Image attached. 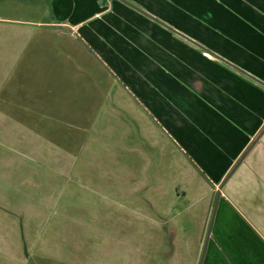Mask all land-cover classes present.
Segmentation results:
<instances>
[{
    "label": "crops",
    "instance_id": "obj_1",
    "mask_svg": "<svg viewBox=\"0 0 264 264\" xmlns=\"http://www.w3.org/2000/svg\"><path fill=\"white\" fill-rule=\"evenodd\" d=\"M32 1L16 6L33 10ZM48 7V20L0 18V169L13 164L12 151L33 162L43 146L54 150L55 124L87 121L98 102L93 83L109 97L96 76L111 73L181 145L197 186L199 178L211 185L190 203L200 209L189 262L193 255L197 262L210 223L199 264H264V0H50ZM45 42L51 53L39 50ZM34 54L43 67L25 65ZM28 139L40 142L14 146Z\"/></svg>",
    "mask_w": 264,
    "mask_h": 264
},
{
    "label": "rangeland",
    "instance_id": "obj_2",
    "mask_svg": "<svg viewBox=\"0 0 264 264\" xmlns=\"http://www.w3.org/2000/svg\"><path fill=\"white\" fill-rule=\"evenodd\" d=\"M24 1L0 0V18H52L50 0L18 10L17 2ZM49 47L45 42L39 50L51 53ZM44 63L35 54L25 59L33 69ZM96 77L107 81L109 97L93 83L98 102L87 108V121L67 117L55 124L60 137L52 141L58 146H43L33 166L28 155L12 151L6 162L13 164L0 169V197L7 198L0 203V264H199L210 223L197 262L194 255L189 262L199 239L194 208L200 209L190 203L211 185L199 178L197 186L195 166L181 145L128 86L111 73ZM37 142L14 146L31 149ZM20 159L27 165L19 166ZM185 228L192 232L186 247Z\"/></svg>",
    "mask_w": 264,
    "mask_h": 264
}]
</instances>
